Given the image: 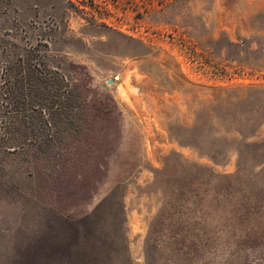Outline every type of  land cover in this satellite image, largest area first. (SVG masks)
I'll return each mask as SVG.
<instances>
[{
  "label": "rangeland",
  "instance_id": "1",
  "mask_svg": "<svg viewBox=\"0 0 264 264\" xmlns=\"http://www.w3.org/2000/svg\"><path fill=\"white\" fill-rule=\"evenodd\" d=\"M0 264H264V0H0Z\"/></svg>",
  "mask_w": 264,
  "mask_h": 264
},
{
  "label": "water",
  "instance_id": "2",
  "mask_svg": "<svg viewBox=\"0 0 264 264\" xmlns=\"http://www.w3.org/2000/svg\"><path fill=\"white\" fill-rule=\"evenodd\" d=\"M108 84L110 85L111 84V81H109Z\"/></svg>",
  "mask_w": 264,
  "mask_h": 264
}]
</instances>
